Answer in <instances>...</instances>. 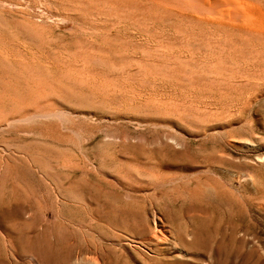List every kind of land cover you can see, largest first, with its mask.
<instances>
[{
	"label": "rangeland",
	"instance_id": "obj_1",
	"mask_svg": "<svg viewBox=\"0 0 264 264\" xmlns=\"http://www.w3.org/2000/svg\"><path fill=\"white\" fill-rule=\"evenodd\" d=\"M71 1L0 0V31L36 55L89 54L143 95L49 71L58 111L0 129V264H264V35L232 32L205 64L198 27Z\"/></svg>",
	"mask_w": 264,
	"mask_h": 264
},
{
	"label": "bare ground",
	"instance_id": "obj_2",
	"mask_svg": "<svg viewBox=\"0 0 264 264\" xmlns=\"http://www.w3.org/2000/svg\"><path fill=\"white\" fill-rule=\"evenodd\" d=\"M78 1L82 2L87 0H78ZM101 1H103L101 3H105L109 5L110 3H112L111 0H101ZM114 1H116L115 3L118 4H124L126 6V9L128 10L131 8H138L137 15L139 17L137 19L139 20L141 19L142 21L147 20L149 18L148 15H154V17L168 15L170 17H174L175 20L181 21V23L183 22L185 25H188L190 27H198L202 29L203 32H206L205 34L209 38L208 43L206 45L208 46V49L211 51V53L213 52L211 54L212 55L211 57L207 55L206 60L202 58L205 61L203 62L205 64H208L206 62H209V64H211L210 62H212V64L215 63L220 64V62H222V59L224 57L222 55L223 52L222 50L225 47L224 44L231 42L232 37L230 34L232 32L233 33L237 32L241 36L240 40L242 42L258 39L260 36L262 37L264 35V3H262L260 0H114ZM74 2H72V4L77 5L74 7L75 8L79 7L78 6L79 4L76 3L74 4ZM78 9H80V7ZM75 10L77 11V9H74V12ZM93 15L95 17L94 13ZM99 15L100 16L102 15L101 11ZM128 19L131 20V17H128ZM122 21H124V18L121 17L116 18L114 24L117 23L118 25ZM191 30H193V28ZM198 31L201 32L200 30ZM7 36L3 33V31H0V65L2 66V64H9L12 67L13 69L12 71L14 73L12 74V76L7 75L8 77L7 76L4 77L3 82L0 83V129L1 130L10 127L24 128L25 125L26 124L28 125L29 122L31 121L36 122L34 120V118L36 117H40V118L48 117L50 115L55 114V112L58 110L53 107V94L56 93V90L58 91L55 84L57 83L59 84L60 82L59 80L66 81L69 84H74L77 87L87 86L89 90L91 89L90 90L91 92L93 91L94 93H98V94L100 93L101 95L104 96H111L116 92L127 94L132 98L137 97V95L138 96L143 95L142 94L143 91H139L137 87H135V85L127 81L126 78L127 76L124 77V75H122L123 78H121V74L119 77V74L110 73V71L107 72L101 70L102 68L98 67L99 66L98 64L95 65L92 64L94 62L93 61L94 58L89 54L76 55L74 57L72 56L65 57L64 55L55 56L46 52V53H41L40 55L38 54L39 55L38 56L35 54V52L33 53L30 51L29 52L24 51L22 49L23 46L21 47L19 43H16L13 39ZM184 36L186 37L180 36L182 39L184 38L183 40L184 43H186L187 40L191 41L192 36L189 37L187 33ZM165 42L161 43V45H163L161 48L164 47V50H165V46L167 47L168 45V44L165 45ZM186 44L187 45H185L184 47L188 46V43ZM182 45L184 44H181V46ZM175 46L173 45V47ZM168 47L170 46L168 45ZM189 47L191 49V46ZM151 48L154 49L152 46ZM190 52L191 51H189V53ZM187 55L185 54V56ZM189 55L192 56L191 54ZM190 56L186 58V61ZM152 57L155 56L153 55ZM232 57L234 56L232 55ZM189 60L191 62L194 61L198 62L197 61L198 59L194 58V56L190 57ZM176 62H178V60ZM176 62L174 63L176 64ZM161 63L165 64L163 62ZM39 64L40 66H42L43 71L40 70L41 69L40 66L38 67ZM185 64H187V62ZM50 70L51 71L53 70L52 72L55 74V78L59 82L56 83L54 82V79H52L53 78L52 76L54 75H50L52 74V72L51 73L49 72ZM146 74L147 73L145 74L142 73L141 76L144 77V75ZM148 75L150 74L148 73L147 76ZM6 104L9 105L7 106ZM5 105L6 107L10 106L8 110L7 108H5ZM207 129L215 130L216 127L214 125H209ZM157 218L158 216L156 215V213H154L153 219L156 221Z\"/></svg>",
	"mask_w": 264,
	"mask_h": 264
}]
</instances>
